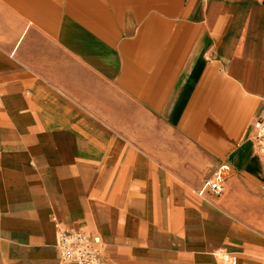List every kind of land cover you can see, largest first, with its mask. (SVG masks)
<instances>
[{
    "label": "crops",
    "instance_id": "obj_1",
    "mask_svg": "<svg viewBox=\"0 0 264 264\" xmlns=\"http://www.w3.org/2000/svg\"><path fill=\"white\" fill-rule=\"evenodd\" d=\"M263 111L264 0H0V264H264Z\"/></svg>",
    "mask_w": 264,
    "mask_h": 264
},
{
    "label": "built area",
    "instance_id": "obj_2",
    "mask_svg": "<svg viewBox=\"0 0 264 264\" xmlns=\"http://www.w3.org/2000/svg\"><path fill=\"white\" fill-rule=\"evenodd\" d=\"M252 138L256 145V154L261 159L264 171V111L253 120ZM231 171L228 164H222L198 190L201 196L211 193L221 195L225 191L227 176ZM57 247L64 262L75 264H101L103 242L99 234L89 235L83 231L61 229ZM227 264H234L233 257L221 253Z\"/></svg>",
    "mask_w": 264,
    "mask_h": 264
}]
</instances>
